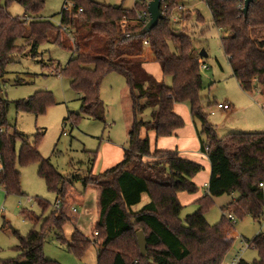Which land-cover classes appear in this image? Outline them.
I'll return each mask as SVG.
<instances>
[{"label":"trees","instance_id":"1","mask_svg":"<svg viewBox=\"0 0 264 264\" xmlns=\"http://www.w3.org/2000/svg\"><path fill=\"white\" fill-rule=\"evenodd\" d=\"M161 1L166 19L150 34L132 37L145 27L137 21V13L147 9L138 2L133 10H126L91 0H66L64 7L71 3L72 12L63 8L60 25L56 27L45 20L27 23L26 19L11 17L7 11L9 5L18 3L26 14L37 16L46 0H0V130L3 131L0 134V188L7 196H24L18 163L20 166L39 165V177L50 192L60 197L61 207L67 183L50 160L40 155L41 134L30 143L16 132L8 133L9 102L3 87L8 60L20 49L18 41H24L35 57L39 48L50 42L53 32L57 33L54 43L62 46L60 31L64 28L77 29L80 33L89 28V33L101 40L102 48L95 55L82 53L76 42L67 66L56 70V75L69 80L73 91L80 96V114H70L68 118L74 123L83 117L105 123V107L100 97L102 83L112 73L126 80L132 115L129 146L120 164L94 178L90 175L86 181L87 185L100 188L95 240L90 241L75 231L69 246V250L81 258L90 245L96 244L97 264H223L233 246L230 237L233 225L225 212L240 220L250 216L259 221L264 216V192L260 188L264 185V133L229 134L219 138L208 122L201 98L202 58L196 53L192 36L178 33L176 22L171 19L180 0ZM199 1L209 8L233 77L242 91L259 90L264 103V0H252L246 17L243 0ZM145 47H149L162 74L171 77L170 87L156 81L144 69L141 56ZM17 84L23 83L18 81ZM52 103L50 94L40 92L26 103L16 105L17 110L38 116ZM179 104H189L193 121L199 123L200 151L211 167L207 192L196 202L198 210L185 220L181 219L183 206L178 195L197 193L193 180L204 168L181 158L177 151L152 150L150 139L142 137L144 130L154 132L156 139H160L173 137L183 129L185 122L174 111ZM147 110H151V120L143 122L140 116ZM18 141L22 142L19 155L16 152ZM93 156L94 162L97 153ZM234 193H238L239 198L222 209L218 224L209 225L205 214L214 205V199ZM144 195L148 196L149 204L134 211ZM37 202L44 212L50 208L39 199ZM35 222L39 224L40 219ZM68 222L64 211H53L42 221L40 230L33 229L26 237L15 232L19 239L15 249L18 257L5 260L3 264H59L45 258L43 247L47 233L57 230L62 234ZM139 232H143L146 239L145 257L141 256L138 246ZM247 243L258 253V260L253 264H264V234ZM240 264L247 263L240 261Z\"/></svg>","mask_w":264,"mask_h":264},{"label":"rangeland","instance_id":"2","mask_svg":"<svg viewBox=\"0 0 264 264\" xmlns=\"http://www.w3.org/2000/svg\"><path fill=\"white\" fill-rule=\"evenodd\" d=\"M91 1L112 7L122 6L126 10H133L136 2L135 0ZM65 3L66 0H46L44 9L37 16L26 14L18 3L9 5L7 11L11 17L26 19L27 23L45 20L59 27L60 14ZM178 6L184 7L185 11L175 10L172 13V21L176 22L177 32L191 35L196 51L200 53L205 51L208 55L201 61L203 82L201 98L209 124L218 127L219 138L229 134L264 133L263 100L259 92L244 93L233 77L221 47V35L213 25L206 3L199 0H180ZM199 18L202 19L201 22ZM56 37V32L51 33L50 42L42 45L35 57L30 53L29 47L25 46L24 41H18L17 46L20 49L8 60L3 90L9 102L8 133L16 132L30 143L41 134L38 148L40 155L44 159H49L52 166L67 180L66 197L61 207L63 210L55 209V204L61 199L54 192H50L45 181L39 177V165L20 166L18 163L17 169L21 173V192L24 196H6L0 189V264L18 257L15 249L19 245V239L14 233L26 237L33 229L40 230L42 221L53 211H64L69 222L65 225L62 234L57 230L47 233L43 247L45 258L59 264H97L96 244L90 245L81 258L69 250L75 231L80 232L90 241L95 240V225L99 218L95 187L86 186L93 166V153L103 154L108 142L120 145L124 149L129 146L128 132L132 120L129 90L126 80L118 74L112 73L106 76L101 86L100 97L106 112L105 123L86 117L80 118L77 123L72 119L68 120L70 114H80L81 100L71 88L69 80L56 75V70L67 66L74 54L76 42L81 52L89 55H95L96 51L101 50L102 42L89 33V28L82 30L81 33L77 29L70 31L61 29L62 46L54 43ZM171 49L175 53L174 46ZM88 50L90 52H87ZM145 66L147 73L156 80L168 87L172 85L171 77H165L157 63L150 62ZM18 81L23 84L18 85ZM40 92L50 94L53 101L46 108L45 113L36 116L17 110L18 102L26 103ZM224 102L233 105V110L217 112L215 116H211L212 108L217 103ZM179 105L190 114L189 104ZM150 114L151 110L145 111L140 116V120L149 122ZM187 115L185 116L189 118L190 115ZM196 126L197 129L200 128L199 123H196ZM21 145V141L16 144L17 155ZM101 169L102 164L99 165L98 171H102ZM91 176V178L95 177ZM238 198L239 194L234 193L214 199V205L205 214L207 223L211 226L218 224L223 216L222 209ZM38 199L50 205L46 212L39 206ZM149 202L148 196L144 195L142 202L134 208V211L141 210ZM74 209L76 213L73 212ZM197 210V205L184 207L181 219L185 220ZM229 214L231 213L226 211L224 215L228 217ZM36 219H40L39 224L35 222ZM260 234H264V216L259 221H255L250 216L241 220L236 218L233 234L230 236L233 239V246L223 264H232L236 257H241V260L247 264L257 261V251L252 247L244 248L249 245L248 241H252Z\"/></svg>","mask_w":264,"mask_h":264},{"label":"crops","instance_id":"3","mask_svg":"<svg viewBox=\"0 0 264 264\" xmlns=\"http://www.w3.org/2000/svg\"><path fill=\"white\" fill-rule=\"evenodd\" d=\"M87 52H90V51L88 50ZM196 53L200 54L199 51H196ZM141 59L144 62V69L147 72L145 64L154 62V58L148 47H145V51H144V54L141 56ZM158 82L161 83V81H158ZM254 91L259 92V90H254ZM246 94H250V93H246ZM223 104H229L231 106L230 111L233 110V105H231L229 102H224ZM180 106L181 105H176L174 108V111L178 116L184 119L185 127L183 129L177 131L173 137L160 138V139H156L154 132L144 130L142 132V137L143 138L148 137L150 139L152 150L177 151L181 158L192 161L204 168V171L200 173L197 177H195L193 180V183L197 187V193L194 195H189L186 193H181L178 195L179 201L184 208L186 206L196 205V202L200 200L201 198H203L204 195L206 194L207 189H208V184L210 181V177H211V167H210L207 157L204 154H202L200 151L201 142H200V138L198 136V131H197L198 126H196V123L193 121L191 115L185 110V108L181 109ZM186 114L190 115V117L187 118L185 116ZM212 126L215 128L216 132L218 133V127L215 125H212ZM105 148L106 149L103 154L101 153L97 154V157L92 164L93 166L90 170V175H93V176L101 175L122 162L124 158V151L126 149H124L120 145H115L112 142H108ZM101 164H102V169H101L102 171H98L99 165ZM86 186L87 188L88 186L90 187V185H87V184ZM0 189L3 191L4 195H6L4 190L2 188ZM99 195H100V188L95 187L96 209H97L98 214H99Z\"/></svg>","mask_w":264,"mask_h":264},{"label":"water","instance_id":"4","mask_svg":"<svg viewBox=\"0 0 264 264\" xmlns=\"http://www.w3.org/2000/svg\"><path fill=\"white\" fill-rule=\"evenodd\" d=\"M161 2H162L161 0H152L148 4L149 20L147 24L145 25V27L139 33L132 35V37H142V36H146L150 34L152 30L157 27L160 21H163L166 19V16L164 15V13H162V10H161ZM243 2H244L243 14L246 17L248 14L250 5L252 3V0H243ZM118 7L119 6H115L114 8L117 9ZM199 56L203 59L208 57L205 51H202L199 54ZM137 241H138V246L141 252V256L145 257L147 246H146V239H145L143 232H139L137 234Z\"/></svg>","mask_w":264,"mask_h":264},{"label":"built area","instance_id":"5","mask_svg":"<svg viewBox=\"0 0 264 264\" xmlns=\"http://www.w3.org/2000/svg\"><path fill=\"white\" fill-rule=\"evenodd\" d=\"M136 2L139 3V5L142 7V8H146L147 10H142L141 12H138L137 13V21L139 23H142L144 25L147 24L148 20H149V14H148V4L150 2H148L147 0H135ZM135 2V3H136ZM72 4L71 3H68L64 9L68 12V13H71L72 12ZM177 11L179 12H184L185 9L184 7L182 6H177L176 8ZM82 11L80 10L79 13H81ZM173 17V15H172ZM171 17V19H172ZM146 46H148V43L145 44ZM263 109H264V106H263ZM231 110V106L229 104H223V103H217L213 108H212V111L210 113L211 116H215V114L217 112H228ZM3 131L0 130V134L2 133ZM1 167H0V171H1ZM260 188L263 189L264 188V185L261 184L260 185ZM61 200H58L57 203L55 204V209L56 210H60L61 208ZM74 213H76V210L74 209L73 210ZM228 220L230 221V223L232 225H234L236 223V218L232 215V214H229L228 215ZM95 236H97V234H95ZM248 247H250V245H246L244 249H247ZM240 261H241V257H236V259L234 260V262L232 264H240Z\"/></svg>","mask_w":264,"mask_h":264}]
</instances>
